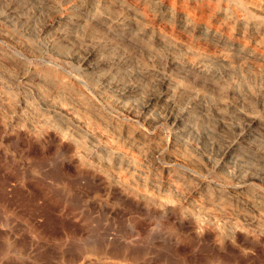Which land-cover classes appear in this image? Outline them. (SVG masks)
<instances>
[{"label": "rangeland", "instance_id": "rangeland-1", "mask_svg": "<svg viewBox=\"0 0 264 264\" xmlns=\"http://www.w3.org/2000/svg\"><path fill=\"white\" fill-rule=\"evenodd\" d=\"M0 39V264H264V0H0Z\"/></svg>", "mask_w": 264, "mask_h": 264}, {"label": "bare ground", "instance_id": "bare-ground-1", "mask_svg": "<svg viewBox=\"0 0 264 264\" xmlns=\"http://www.w3.org/2000/svg\"><path fill=\"white\" fill-rule=\"evenodd\" d=\"M205 4V3H204ZM88 5V4H87ZM133 5V4H132ZM171 6V5H170ZM121 7V6H120ZM118 8V7H117ZM137 8H138V6H137ZM114 9H116V8H114ZM119 9V8H118ZM127 9V8H126ZM163 10V9H162ZM206 11H208V10H206ZM9 12V11H8ZM132 12V11H131ZM144 15H146V14H144ZM153 18V17H152ZM99 20V19H98ZM147 20H149L148 18H147ZM109 23V22H108ZM155 23V22H154ZM106 24V23H105ZM134 24V23H133ZM136 24V23H135ZM176 24V23H175ZM155 25H157V23L155 24ZM141 26V25H140ZM184 27V26H183ZM120 28V27H119ZM174 29V28H173ZM115 30V29H114ZM121 30V29H120ZM119 30V31H120ZM123 30V29H122ZM4 32V31H3ZM115 32V31H114ZM117 33V32H116ZM122 33V32H121ZM196 33V32H195ZM118 34H119V32H118ZM127 35V34H126ZM161 35H162V33H161ZM239 35V34H238ZM130 36V35H129ZM165 36V35H164ZM193 36V35H192ZM145 37V36H144ZM168 37V36H167ZM125 38H126V36H125ZM129 38V37H128ZM159 38H161V37H159ZM195 38V37H194ZM210 38V37H209ZM193 39V38H192ZM1 40V39H0ZM143 41V40H142ZM161 41V40H160ZM127 42V41H126ZM134 42V41H133ZM204 42V41H203ZM238 43V42H237ZM134 44V43H133ZM200 45V44H199ZM208 45V44H207ZM21 46V45H20ZM222 46V45H221ZM185 47V46H184ZM142 48V47H141ZM221 48V47H220ZM223 49V48H222ZM20 50V49H19ZM185 50V49H184ZM217 50V49H216ZM26 52V51H25ZM259 52V51H258ZM1 53V52H0ZM222 54V53H221ZM220 54V55H221ZM6 57V56H5ZM17 57V56H16ZM256 57V56H255ZM258 57V56H257ZM29 58V57H28ZM208 58V57H207ZM221 58V57H220ZM33 59V58H32ZM222 59V58H221ZM223 61V60H222ZM233 61V60H232ZM231 61V62H232ZM253 62V61H252ZM13 63V62H12ZM230 63V62H229ZM234 63H236V62H234ZM257 64H258V62H256ZM231 64V63H230ZM261 64V63H260ZM14 65V64H13ZM243 65V64H242ZM264 66V65H263ZM17 67H19V66H17ZM244 67V66H243ZM208 68V67H207ZM24 69V68H23ZM259 69V68H258ZM28 73V72H27ZM26 75V74H25ZM24 75V76H25ZM41 76V75H40ZM219 76V75H218ZM19 77V76H18ZM42 77V76H41ZM196 78H198V77H196ZM28 79V78H27ZM38 79V77H33V80H37ZM44 79V78H43ZM42 79V80H43ZM202 79V78H201ZM40 80V79H39ZM75 80V79H74ZM7 81V80H6ZM29 81V80H28ZM4 82V81H3ZM2 82V83H3ZM23 82V81H22ZM76 82V81H75ZM5 83V82H4ZM44 83V82H43ZM55 83H56V81H55ZM166 83V82H165ZM16 84H17V82H16ZM40 84V83H39ZM38 84V85H39ZM69 84V83H68ZM1 85V84H0ZM7 85V84H6ZM37 85V84H36ZM45 85V84H44ZM47 86V85H46ZM59 86V85H58ZM77 86V85H76ZM16 87V86H15ZM5 88V87H4ZM3 88V89H4ZM20 89L22 88V87H19ZM78 88V87H77ZM64 89V88H63ZM5 90V89H4ZM20 91V90H19ZM24 91V90H23ZM6 92V91H5ZM11 92V91H10ZM29 92H30V90H29ZM60 92V91H59ZM63 92V91H62ZM65 92V91H64ZM80 92V91H79ZM1 93V92H0ZM34 93H35V91H34ZM66 93V92H65ZM4 94V93H3ZM9 94V93H8ZM22 94H23V92H22ZM77 94V93H76ZM79 95V94H78ZM3 97H4V95H2ZM29 96V95H28ZM41 96V95H40ZM8 97V96H7ZM23 97H24V94H23ZM26 98V97H25ZM6 99V98H5ZM31 99V98H30ZM32 100V99H31ZM2 101H4V100H2ZM20 101V100H19ZM90 101V100H89ZM152 102V101H151ZM8 103V102H7ZM26 103V102H25ZM32 103V102H31ZM80 103V102H79ZM88 103V102H87ZM1 104V103H0ZM22 104V103H21ZM24 104V103H23ZM34 104H35V102H34ZM47 104V103H46ZM3 105V104H2ZM91 105V104H90ZM147 105V104H146ZM17 106V105H16ZM15 106V107H16ZM20 106V105H19ZM30 106V105H29ZM171 106V105H170ZM28 107V106H27ZM36 108V107H35ZM42 108H44V106L42 107ZM19 109V108H18ZM54 109V108H53ZM22 110V109H21ZM32 110V109H31ZM35 110V109H34ZM61 111V110H60ZM59 111V112H60ZM68 111V110H67ZM71 111H73V110H71ZM89 111V110H88ZM35 112V111H34ZM56 112V111H55ZM74 112V111H73ZM90 112V111H89ZM17 113V112H16ZM23 113V112H22ZM26 113V112H25ZM31 113V112H30ZM29 113V114H30ZM51 113V112H50ZM57 113V112H56ZM62 113V112H61ZM19 114V113H18ZM28 114V115H29ZM35 114V113H34ZM37 114V113H36ZM60 114V113H59ZM72 114V113H71ZM95 114V113H94ZM98 114V113H97ZM23 115H24V113H23ZM27 115V114H26ZM40 115V114H39ZM54 115V114H53ZM56 115V114H55ZM93 115V114H92ZM101 115V114H100ZM47 116V115H46ZM99 116V115H98ZM107 116V115H106ZM21 117V116H20ZM26 117V116H25ZM69 117V116H68ZM101 117V116H100ZM41 118V117H40ZM26 119H27V117H26ZM66 119H68V118H66ZM65 119V120H66ZM72 120V119H71ZM78 120V119H77ZM110 121V120H109ZM52 122V121H51ZM66 122H67V120H66ZM69 122V121H68ZM85 122V121H84ZM43 123V122H42ZM63 123H65V122H63ZM62 123V124H63ZM68 124H70V123H68ZM71 124H73V123H71ZM86 124V123H85ZM253 124V123H252ZM55 125V124H54ZM116 125V124H115ZM45 126V125H44ZM49 126V125H48ZM53 126V125H52ZM121 127V126H120ZM119 127V128H120ZM40 128V127H39ZM46 129V128H45ZM53 129V128H52ZM76 129V128H75ZM78 129V128H77ZM120 130H121V128H120ZM125 130V129H124ZM43 131V130H42ZM71 131H72V129H71ZM76 132V131H75ZM87 132V131H86ZM77 133V132H76ZM124 133V132H123ZM132 133V132H131ZM134 133V132H133ZM137 133V132H136ZM43 134V133H42ZM71 134H73V133H71ZM99 134V133H98ZM101 134V133H100ZM127 134V133H126ZM126 134H124L125 135V137H126ZM129 134V133H128ZM44 135V134H43ZM121 135V134H120ZM141 136V135H140ZM68 137V136H67ZM73 137H74V135H73ZM91 137V136H90ZM89 137V138H90ZM93 137V136H92ZM92 137H91V139H92ZM64 138V137H63ZM86 138V137H85ZM94 138V137H93ZM124 138V137H123ZM127 138V137H126ZM134 138V137H133ZM133 138H131L132 140H133ZM138 138V137H137ZM76 139V138H75ZM100 139V138H99ZM104 139V138H103ZM130 139V138H129ZM148 139V138H147ZM86 140V139H85ZM92 141H94V140H92ZM129 141H131V140H129ZM136 141H137V139H136ZM153 141V140H152ZM126 143V142H125ZM135 143V142H134ZM92 144H93V142H92ZM133 144V143H132ZM94 145V144H93ZM98 145V144H97ZM130 145V144H129ZM136 145V144H135ZM91 147H89V149H90ZM107 148V147H106ZM133 148H134V146H133ZM226 148V147H225ZM96 149V148H95ZM102 149V148H101ZM108 149V148H107ZM138 150V149H137ZM233 152H234V150H232ZM104 152V151H103ZM137 152V151H136ZM161 152V151H160ZM118 153V152H117ZM147 154H148V152H147ZM154 154V153H153ZM223 154V153H222ZM113 155V154H112ZM124 155V154H123ZM158 155V154H157ZM227 155H229V154H227ZM115 156V155H114ZM119 157V156H118ZM98 158V157H97ZM126 158V157H125ZM228 158V157H227ZM252 158V157H251ZM132 159V158H131ZM95 160V159H94ZM102 160V159H101ZM134 160V159H133ZM141 160H144V159H141ZM173 160H175L174 158H173ZM96 161V160H95ZM97 161H99V160H97ZM112 161V160H111ZM118 161V160H117ZM115 162V161H114ZM134 162V161H133ZM144 162V161H143ZM173 162V161H172ZM180 162H182V161H180ZM84 163H85V161H84ZM111 163V162H110ZM118 163V162H117ZM145 163V162H144ZM176 163V162H175ZM178 163V162H177ZM88 164V163H87ZM86 163H85V165H87ZM92 164V163H91ZM125 164V163H124ZM154 164V163H153ZM152 164V165H153ZM90 165V164H89ZM155 165V164H154ZM140 167V166H139ZM189 167V166H188ZM132 168V167H131ZM155 168V167H154ZM157 168V167H156ZM94 170H96V169H94ZM140 170V169H139ZM148 170V169H147ZM153 171V170H152ZM144 172V171H143ZM142 172V173H143ZM141 173V172H140ZM152 173L153 172H151V175H152ZM144 174V173H143ZM147 174H148V172H147ZM170 174V173H169ZM155 176V175H154ZM175 176H176V174H175ZM179 176V175H178ZM259 176V175H258ZM110 177V176H109ZM148 177V176H147ZM151 177V176H150ZM170 177V176H169ZM174 177V176H173ZM180 177V176H179ZM171 178V177H170ZM259 178L261 179V180H264V171L260 174V176H259ZM158 179V178H157ZM191 179V178H190ZM119 180V179H118ZM174 180V179H173ZM179 180V179H178ZM252 180H255V179H252ZM156 181V180H155ZM181 181V180H180ZM119 182V181H118ZM159 182V181H158ZM166 182V181H165ZM188 182V181H187ZM155 183V182H154ZM199 183V182H198ZM254 183V182H253ZM261 183V182H260ZM114 184V183H113ZM120 184V183H119ZM163 184H164V182H163ZM184 184V183H183ZM201 184V183H200ZM203 184V183H202ZM175 185V184H174ZM178 185V184H177ZM182 185V184H181ZM248 185V184H247ZM125 186V185H124ZM129 186H131V185H129ZM171 186V185H170ZM216 186V185H215ZM236 186V185H235ZM119 187V186H118ZM209 187V186H208ZM212 187V186H211ZM126 188V187H125ZM132 188V187H131ZM180 188V187H179ZM215 188V187H214ZM220 188V187H219ZM122 189L123 190H125L123 187H122ZM241 189V188H240ZM202 190H204L205 191V189H202ZM215 190V189H214ZM247 190V189H246ZM251 190V189H250ZM220 191V190H219ZM229 191H231V190H229ZM184 192V191H183ZM197 192V191H196ZM212 192V191H211ZM216 192V191H215ZM214 192V193H215ZM241 192H243V191H241ZM130 193V192H129ZM139 193V192H138ZM189 193V192H188ZM187 193V194H188ZM209 193V192H208ZM243 193H245V192H243ZM242 193V194H243ZM232 194V193H231ZM235 194V193H234ZM233 194V195H234ZM237 194V193H236ZM247 194V193H246ZM259 194V193H258ZM141 195V194H140ZM143 195V194H142ZM153 195V194H152ZM228 195V194H227ZM248 195V194H247ZM262 195V194H261ZM238 196V195H237ZM148 197V196H147ZM198 197V196H197ZM208 197V196H207ZM256 197V196H255ZM144 198V197H143ZM150 198V197H149ZM164 198V197H163ZM189 198V197H188ZM210 198V197H209ZM229 198V197H228ZM212 199V198H211ZM232 199V198H231ZM237 199V198H236ZM165 200V199H164ZM194 200V199H193ZM200 200V199H199ZM206 200H208V198H203V200H201V201H206ZM241 200H242V202L244 203V205H246L247 207H249L250 209H251V211H253L254 212V214L256 213L257 214V216H259L260 217V215H261V213H262V211H264V203H263V201H262V199H261V197H256V198H248V197H246V196H242L241 197ZM189 201H191V200H189ZM188 201V202H189ZM210 201V200H209ZM222 199L220 198V197H216L214 200H211V204L213 205V206H216V207H220V205L222 204ZM141 202V201H140ZM148 202V201H147ZM230 202V201H229ZM235 202H237L236 200H235ZM158 203V202H157ZM170 204H172V203H170ZM169 204V205H170ZM189 204V203H188ZM203 206V202H201V204H200V207H199V209L200 210H198L199 212H203L204 210L202 209V206ZM207 205V204H206ZM240 205H241V203H240ZM151 206V205H150ZM155 206V205H154ZM168 206V205H167ZM235 206H236V204H235ZM245 206V207H246ZM155 208V207H154ZM244 208V207H243ZM248 209V208H247ZM245 211V210H244ZM247 211V210H246ZM238 212H240V211H238ZM242 212H243V210H242ZM205 213V212H204ZM207 213V212H206ZM205 213V214H206ZM189 215V214H188ZM190 216V215H189ZM256 216V215H255ZM193 217V216H192ZM224 217V216H223ZM241 217V216H240ZM245 217V216H244ZM248 217V216H247ZM211 218H212V216H211ZM210 218V219H211ZM218 218V217H217ZM243 218V217H242ZM241 218V219H242ZM246 218V217H245ZM256 218V217H255ZM251 220V219H250ZM249 220V221H250ZM253 220V219H252ZM220 221V220H219ZM222 221V220H221ZM225 221V220H224ZM246 222H247V220H246ZM252 222H254V221H252ZM243 223H244V221H243ZM233 224V223H232ZM211 225V224H210ZM215 225V227H216V229L215 230H217V229H222V227H223V225H221V224H219V222L218 223H215L214 224ZM236 225H237V223H236ZM225 226V225H224ZM241 226H243V225H241ZM211 227H212V225H211ZM238 227H239V225H238ZM233 228V227H232ZM248 228V227H247ZM264 228V227H263ZM262 228V229H263ZM258 229V228H257ZM247 230V229H246ZM239 231V230H238ZM223 232H225V231H223ZM247 232V231H246ZM257 232V231H256ZM253 233H254V231H253ZM258 233V232H257ZM220 234V233H219ZM231 234V233H230ZM264 234V233H263ZM262 234V235H263ZM233 235V234H232ZM256 235V234H255Z\"/></svg>", "mask_w": 264, "mask_h": 264}]
</instances>
